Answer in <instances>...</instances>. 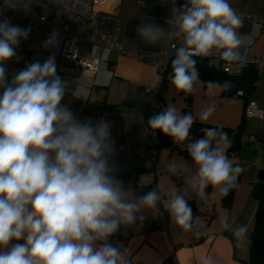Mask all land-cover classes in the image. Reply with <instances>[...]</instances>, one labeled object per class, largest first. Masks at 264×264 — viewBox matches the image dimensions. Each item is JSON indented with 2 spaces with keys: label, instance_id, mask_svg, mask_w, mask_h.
<instances>
[{
  "label": "clouds",
  "instance_id": "9594fccd",
  "mask_svg": "<svg viewBox=\"0 0 264 264\" xmlns=\"http://www.w3.org/2000/svg\"><path fill=\"white\" fill-rule=\"evenodd\" d=\"M31 4L32 0H5V7L25 11ZM166 22L171 30L145 22L137 32L154 46L162 40L179 41L171 61V83L185 93L192 92L199 79L194 57L218 54L226 62L242 63L261 30V24L254 23L250 33L241 34L243 19L228 0H186ZM29 34L30 29L8 19L0 21V264H127L125 254L109 238L121 225L142 221L144 210L157 211L161 195L156 190L137 195L116 178L111 124L104 119L81 120L62 104L69 93L86 99V88L83 81H76L71 89L57 75L54 54L9 79L5 64L17 57L20 41ZM58 35L53 31L44 46L55 47ZM97 54L107 60L109 50L101 52L95 46L91 55ZM109 77L105 66L96 83L107 84ZM213 111V106L205 108L201 120ZM193 123L191 114H181L173 106L148 120L153 131L174 143L188 140ZM217 137L223 140L226 133L207 129L186 145L196 169L193 184L202 196L209 186H221L228 193L243 171L214 146ZM168 168L173 175L181 173L175 163ZM165 208L177 226L193 229L195 218L182 191L175 188ZM223 226L237 241L247 231L245 225ZM203 264L211 262L205 259Z\"/></svg>",
  "mask_w": 264,
  "mask_h": 264
},
{
  "label": "crops",
  "instance_id": "0c3cea01",
  "mask_svg": "<svg viewBox=\"0 0 264 264\" xmlns=\"http://www.w3.org/2000/svg\"><path fill=\"white\" fill-rule=\"evenodd\" d=\"M142 1L143 4L139 0H119L115 5H107L109 9L115 10L121 20L119 39L125 51L120 54L110 52L109 65L100 64L92 76L81 77L74 67L62 71L64 62L54 53L41 55L20 52L17 53V57L8 61V77L11 79L13 74L28 64L35 61L43 63L54 54L57 75L67 80L71 89H75L76 81H83L86 88V99H76L69 93L66 94L62 104L68 106L81 120L90 118L95 122L99 112L103 111L104 120L110 122L111 136L115 142L112 161L117 167L116 178L125 185L130 174L145 172L154 174L157 191L161 195L157 205L158 210H144L142 221L138 219L132 225H121L109 238L110 243L125 254L127 264H203L205 259L211 264H247L248 236L253 227L257 206L250 193L253 186L260 181L258 170L264 168V116L247 115L244 113V108L249 99L264 105V70H257L254 89L245 96H225L221 94V90L219 91L221 105L234 106V114L242 121L237 124L235 121H229L228 117H222L216 126L231 129L236 124L237 126L241 124L243 132L254 135L260 143L245 141L239 134L237 138L240 147L235 148L232 147L235 142L232 138L236 137L234 134L229 133V138L223 139L229 140L226 148L227 157L234 166H240L243 171L238 175V184L228 206L222 203L221 187L220 199L223 207L220 205V208L216 209L217 201L213 186L205 190V195H200L199 201L197 190L196 193H191L192 188L183 186V167L180 163H184V160L192 161L188 153L183 151V143H174L172 138L165 139L159 147L150 143L146 120L149 114L156 110V99L155 95L145 93L143 88L146 85L161 86L165 69L159 71L158 68L166 67L170 59L161 53L165 40L155 46L151 45L138 35L137 29L145 22H153L169 30L166 21L174 16L182 0ZM228 2L234 9L264 16V0H228ZM254 23L256 22L243 20V27L239 32L250 33ZM143 51L157 53L156 64L141 58L139 53ZM249 57H264V31L260 30L259 35L253 38L252 45L248 46L245 59ZM105 66L110 73L108 83L97 84L96 80L105 70ZM200 81L204 82V91H207L210 85H219L221 89L220 84L201 79H198L194 86L202 85ZM166 82H168L167 77ZM163 92L162 100L156 110L158 113L163 110ZM189 109L194 121L203 124L205 130V126L209 123L198 117L194 106L191 108L189 106ZM183 114H186L185 111ZM197 135L200 133L191 128L188 140ZM217 140L222 141L220 138ZM214 146L217 147L216 141ZM153 155L155 161L150 168L148 158ZM169 163L180 164L179 183L174 184L176 177L170 176ZM175 188L185 194L191 207L195 218L192 230L185 231L177 226L175 221L170 219L165 208ZM199 205L205 206V212L199 209ZM224 222L233 228L237 225H245L247 228L245 236L237 241L231 230L224 228ZM22 242L23 240L19 241Z\"/></svg>",
  "mask_w": 264,
  "mask_h": 264
},
{
  "label": "built area",
  "instance_id": "2783aa9c",
  "mask_svg": "<svg viewBox=\"0 0 264 264\" xmlns=\"http://www.w3.org/2000/svg\"><path fill=\"white\" fill-rule=\"evenodd\" d=\"M119 0H32L31 7L25 11L22 7H5V0H0V21L8 19L11 24L18 25L21 28L30 29V34L26 40H21L16 49V53L25 52L30 54L48 55L54 53L64 62L61 70L74 67L79 76H92L100 64L109 65V55L104 60L100 54L91 55L95 46H99L101 52L104 49L118 54L123 53L124 47L119 39L121 20L115 10L108 8V4L115 5ZM143 4L142 0H139ZM186 0H182L177 12L182 9ZM235 11L243 20H251L261 24V31H264V16L243 11L238 8ZM176 12V13H177ZM175 13V14H176ZM174 14V15H175ZM169 30H171L169 26ZM58 32V43L55 47H45L44 44L53 33ZM179 46V41L175 39L165 40V45L161 53L171 59L175 55V47ZM139 56L153 64H156L158 54L155 52L143 51ZM194 58H205L209 66L219 68L229 75H238L242 72L244 62L252 63L257 70H264V57H249L244 62H226L220 59L218 54L207 57L196 56ZM8 62L5 67L7 70ZM166 67H159L162 71ZM158 87L146 85L143 90L149 95H155ZM242 91H238L241 94ZM244 113L256 117L264 116V105L255 100H247ZM158 114L156 110L150 113L146 120V126L150 135V143L157 146L159 143L158 131H153L148 120L151 116ZM105 118V112H99L98 120ZM208 129H217L211 127ZM207 130V129H205ZM236 133L232 131L231 134ZM204 133L194 136L183 143V151L187 152L188 142L199 139ZM240 136L245 141H254L260 143L252 134L241 132ZM219 137H217L218 139ZM215 143V141L213 142ZM233 153V152H232ZM155 161L154 155L148 158V166L153 167ZM152 172L130 174L125 187L131 186L135 189L137 195H143L149 191L156 190ZM238 178V177H237ZM160 202V201H159ZM158 202V205H159ZM23 243V242H22Z\"/></svg>",
  "mask_w": 264,
  "mask_h": 264
},
{
  "label": "trees",
  "instance_id": "16d2710c",
  "mask_svg": "<svg viewBox=\"0 0 264 264\" xmlns=\"http://www.w3.org/2000/svg\"><path fill=\"white\" fill-rule=\"evenodd\" d=\"M172 59L173 57L169 60L165 70L163 71V82L161 86L158 87L157 93L155 94L156 110L159 107L160 101L162 100L164 85L167 83V74H170L172 76ZM194 59L196 60L195 66L199 73V79L205 82H215L220 84L222 95L232 97L245 96L254 89L258 72L254 64L244 62L241 74L229 75L219 68L209 66L207 59L205 58ZM239 90L242 91L241 94H238ZM189 106L190 104H188V106L184 108L186 114H190ZM203 127V124L194 121L191 128L194 131H198V133L202 134L205 131ZM241 132H243L242 125L239 124L236 129V133H234V136L236 137L232 138V141H235L234 144H232V147H240L239 138L237 137ZM158 133L159 143L157 147L161 146V144L165 142V139L170 138L169 136L164 135L161 131H158ZM237 184L238 178L236 180V186ZM236 186L226 194L222 191L223 205H229ZM250 195L257 202V206L254 213L253 227L248 236V258L246 263L264 264V181L257 182L253 186ZM109 242H111L110 239Z\"/></svg>",
  "mask_w": 264,
  "mask_h": 264
},
{
  "label": "rangeland",
  "instance_id": "374dc122",
  "mask_svg": "<svg viewBox=\"0 0 264 264\" xmlns=\"http://www.w3.org/2000/svg\"><path fill=\"white\" fill-rule=\"evenodd\" d=\"M167 79H168V82L164 85V89H163L164 90V92H163L164 104L166 103V105L163 104L162 109H164L167 106H173L181 114H183L184 113L183 107H187L188 104H190V108H191V106H194L198 117L201 119V114H202L203 110L209 106H213L214 107L213 113L209 116V118L206 121H204L206 123H209L208 125L205 126V128L208 129L211 127H217L218 131H222L223 133H226V136H227L226 138H229V136H228L229 133L231 134L232 131H236V129L238 127L237 124L241 123L242 119L240 120V117L237 118L238 116H236L234 114L235 113V107L234 106H230V105H223L222 106L221 105V100L219 97V91L221 89H220L219 85H210L209 89H207V91H204L203 90L204 89V87H203L204 82L200 81V82H202L201 83L202 85H196V86H194L192 92L185 93L183 91H178L172 85V83H171L172 76L170 74H167ZM227 113H229V114H227ZM222 117H228L229 121H235L236 123L237 122L238 123L233 128H231L232 130H230L224 126H222V127L216 126V123H219V119ZM228 141L222 140L217 144V147L223 149L225 154H226V148L228 145L227 143H229ZM178 156L182 157V155H178ZM163 158H164V154H163ZM183 162L184 163H180L183 167V171H182L183 172V179H182L183 180V186L192 188L191 193H196V189L194 188V184H193V177H194L195 171H196L195 166L193 165V162L190 160L189 161L184 160ZM180 164L179 163L176 164L177 168H179ZM169 173H170V176L173 175L171 171ZM174 176L176 177L174 184L179 183L180 182V174H177ZM197 197H198L197 200L199 201L200 195L198 194V192H197ZM214 197H215V201H217V204L215 207H216V209H219L220 205L222 206L221 199H220L221 198V186H215L214 187ZM204 207L199 205V209H201L202 211H204V209H205ZM218 221H219V219H218Z\"/></svg>",
  "mask_w": 264,
  "mask_h": 264
},
{
  "label": "water",
  "instance_id": "95a60500",
  "mask_svg": "<svg viewBox=\"0 0 264 264\" xmlns=\"http://www.w3.org/2000/svg\"><path fill=\"white\" fill-rule=\"evenodd\" d=\"M258 179L264 181V168L258 170Z\"/></svg>",
  "mask_w": 264,
  "mask_h": 264
}]
</instances>
